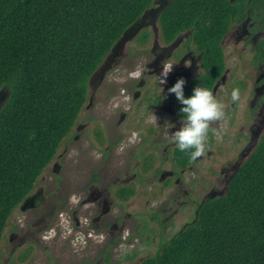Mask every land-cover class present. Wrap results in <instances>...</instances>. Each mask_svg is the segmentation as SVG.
<instances>
[{"label":"trees","instance_id":"obj_1","mask_svg":"<svg viewBox=\"0 0 264 264\" xmlns=\"http://www.w3.org/2000/svg\"><path fill=\"white\" fill-rule=\"evenodd\" d=\"M155 1L0 0V90L11 92L0 112V245L13 211L76 125L92 76ZM262 7L264 0H171L160 20L165 43L193 28L203 53V73L185 85L186 96L197 84L213 93L226 71L224 36ZM180 107L176 99L179 119ZM173 160L180 170L195 161L176 146ZM134 193L122 187L117 196ZM140 264H264V134L228 191L203 201L193 221Z\"/></svg>","mask_w":264,"mask_h":264},{"label":"rangeland","instance_id":"obj_2","mask_svg":"<svg viewBox=\"0 0 264 264\" xmlns=\"http://www.w3.org/2000/svg\"><path fill=\"white\" fill-rule=\"evenodd\" d=\"M262 8H257L247 22L252 32L249 37L239 38L241 29L236 23L223 41L225 82L218 86L214 96L224 105V116L211 122L209 137L213 136V140L208 139L204 154L184 170H180L173 160L176 145L172 133L181 121L166 117L154 103L161 93L159 75L163 68L154 76H144L146 83L133 104L135 110L133 107L125 117H122V111L114 115L108 113L110 98L107 97L111 92L118 94L126 88L130 97L125 101L126 105L133 100L132 92L139 82L129 74L142 69L143 59L148 56L144 49L153 44L151 38L141 44V33L127 42L124 52L128 59L124 58L122 63L107 71L104 81L108 86L96 92L89 82L88 99L76 125L61 143L58 157L49 163L35 184L37 189L44 190L48 200L60 197L66 187L71 195H76L66 208L69 210L64 212L69 222L59 225L61 231L58 233L55 228L47 242L36 246L27 243L18 249L19 240L15 234H19V230L16 227L26 214L19 207L15 208L4 230L0 264H140L143 259L156 255L164 241L192 222L203 201L225 194L232 177L264 134L263 98L255 91V87L264 82V77L262 83L257 82L264 74V61H256L254 51L264 33ZM124 60L128 62L123 63ZM168 61L174 62L165 60L162 65ZM233 89L239 91V100L235 102L231 99ZM77 125L85 126V130L78 131ZM100 131L103 143L100 142ZM134 131L138 137L131 143ZM76 135L80 141H73ZM121 138L126 144L131 143L125 145L127 151L112 146L105 153L106 147L110 146L109 140L120 142ZM141 138L145 141L137 145ZM67 144L68 151L65 150ZM60 154L64 157L61 160L63 173L59 177L52 168ZM122 187L134 188V195L128 200L119 199L117 192ZM83 189L110 201L109 217L115 223L109 227L102 223L105 228L96 231L93 238L84 236L88 235L83 229L86 226L84 218L79 227L75 226L73 217L74 213L81 216L77 193ZM52 224L53 221L50 227ZM66 225L69 227L65 228ZM35 229L27 230L34 232ZM26 247H31L32 253L26 261H21L19 254Z\"/></svg>","mask_w":264,"mask_h":264},{"label":"flooded vegetation","instance_id":"obj_3","mask_svg":"<svg viewBox=\"0 0 264 264\" xmlns=\"http://www.w3.org/2000/svg\"><path fill=\"white\" fill-rule=\"evenodd\" d=\"M170 3L171 0H159L152 7L148 8V11L144 12L140 20L137 22V24L127 33L126 38L118 46H116L111 53L108 54L104 62L100 65L98 70L92 76L90 82L93 84L94 90L96 92L101 87L108 86V84L105 83L104 81L107 71L109 69H112L116 64L122 63L121 60H123L124 58L128 59L124 52L125 51L124 49L126 48L127 45L126 43L131 41L132 39H135L138 33H141V36H139L140 38H142L146 34L149 37L148 40L151 38L152 40L151 42H153L152 47L148 46L147 48L144 49V53L145 54L148 53V56L144 57L143 64L145 65H142V69L139 70L140 76L139 78L136 79L139 82V86H137V88L133 90V92L132 90H130L133 93V97H132L133 100H131L129 105H126L127 102H124V104L122 103L120 105H116L117 101H121L118 99L119 93L117 94L111 92V94L107 97L108 100L110 98L109 100L110 103L109 105H107L109 108L108 110L109 114L114 115L118 111H122L123 112L122 117H125L127 113L132 111L133 107L135 110L136 106L135 105L133 106V104L141 96L142 92L140 89L143 88L146 83L144 76L148 74L149 76H154L155 72H157L159 69L164 67V64L162 65V63L165 62V60L172 59L174 62L171 61L167 62L168 64H173L170 76L168 77L167 82L164 85H161L163 91L155 99L154 103L155 105L161 108L162 112L165 115H167L166 117L178 118L175 109L176 97L174 94L168 93V88H170L178 78L183 77L186 81L185 83L186 85L187 83L191 82L195 78L202 75L203 72L201 73L200 70L203 69L202 66L203 53L198 50L197 45L193 41V34H194L193 28L183 31L182 33H180V35H178L176 39L179 41L175 47H169L170 43L168 44L165 43L164 41L160 20L163 13L169 7ZM249 11L251 12L252 10ZM262 11H263L262 14H264V8H262ZM250 17L251 15H249L248 18H246L245 20L234 22L231 25V27L236 23L237 25H240L239 27L241 29V32L238 33L240 39H246L252 33L250 31V27H248L247 24ZM263 25H264V19H263ZM230 29L228 30L226 35L230 32ZM260 33L262 32H259L258 34ZM226 35L224 36L223 41ZM263 38H264V33L262 38L258 41L257 47H255L254 49L256 61L258 62L264 61V56H262L263 53L261 52V41L263 40ZM197 51L199 53L195 55L194 53H196ZM127 62H128L127 60L126 61L124 60L123 63H127ZM224 76L225 73L223 75L224 78L223 82H225ZM263 77L264 74H262L259 77L257 82L258 83L261 82ZM114 81L115 80H112L111 82L115 83ZM240 85L242 86V84ZM125 91L127 92L126 88ZM255 91L257 92L258 97L263 98V105H264V82L260 85H257L255 87ZM213 95H215V93H213ZM157 100L159 103H157ZM166 122L168 123V120H166ZM77 126H78L77 129L78 131L85 130V126L82 125H77ZM98 133L101 139L100 142L103 143V138H102L103 134L101 133V131ZM133 133H136L137 135V132L134 131ZM78 136L79 135L74 136L73 141L76 139L80 141L79 140L80 137L78 138ZM137 137L138 135L136 136V139L132 140L131 143H134L137 140ZM142 141L144 142L145 140L144 139L142 140L141 138L136 144L137 145L141 144ZM72 142H69L68 144H72ZM108 142L110 146L106 147L105 153L109 152L112 146L117 147L119 150L127 151L128 147H125V145L131 144V143L126 144L127 143L126 140H123L122 138L120 142H118L117 140H109ZM68 144L66 145L65 148L66 151H68L69 149ZM55 157L58 156L56 155ZM63 157L64 156L60 154L59 161H55L52 168L53 172L57 173V176L62 175L63 173V166H62L63 164H61V160L63 159ZM77 195H79L78 205L80 206V208H82L78 210V214H81V216H78L76 213H74L73 217H75L74 220L75 226L78 225L79 227L82 226L81 219L84 218L86 226L83 229L88 234L84 236L93 238L94 233L96 231H99L100 228L102 229L105 228L104 226L101 225L102 223H105V225L108 227L112 223L113 225L115 224L114 222H112V220L109 217L110 201L108 199L102 196H94V193L85 191L84 189L80 190L77 193ZM75 196L76 195H71V191H69L66 187V191H64V194L60 195V197H57L54 200H48L44 190L40 188L37 189L36 187H34L31 193L18 206L21 212L26 214V216H24L26 218L18 221L16 227V229L19 230V234L17 233L15 234V238L19 240L18 249L22 248L27 243H31L34 246H36L41 242L44 241L47 242L50 238H52V233L55 230V228H57V233L61 231L58 229V226L62 225L63 222H69V217L65 216L64 212L69 210L66 208L68 205L72 203V200H74ZM87 204H92V205L89 206ZM86 211H88L87 214ZM52 221L53 224L50 227V223ZM34 227H36L34 232H31V230H27V229H32ZM68 227L69 225L65 226V228ZM61 229H63L62 226ZM24 230L27 231L25 232ZM96 236H100V233H96ZM31 253H32L31 247H26L24 251H22L19 254L20 260L26 261L28 257L31 255Z\"/></svg>","mask_w":264,"mask_h":264},{"label":"clouds","instance_id":"obj_4","mask_svg":"<svg viewBox=\"0 0 264 264\" xmlns=\"http://www.w3.org/2000/svg\"><path fill=\"white\" fill-rule=\"evenodd\" d=\"M173 64H166L163 67V75L171 71ZM165 81L160 80V85ZM183 77L168 88L169 94H174L181 107L180 126L172 133V140L180 152L190 154L195 160L204 154L208 147L209 131L211 122L218 121L224 116V105L213 95L212 91L200 84H197L190 95H185ZM161 93L163 91L160 86ZM233 102L239 100L238 89L231 92Z\"/></svg>","mask_w":264,"mask_h":264},{"label":"water","instance_id":"obj_5","mask_svg":"<svg viewBox=\"0 0 264 264\" xmlns=\"http://www.w3.org/2000/svg\"><path fill=\"white\" fill-rule=\"evenodd\" d=\"M159 0H156V2H158ZM148 11V9L146 10ZM145 11V12H146ZM142 17V16H141ZM140 17V18H141ZM140 18H138L129 28H127V30L123 33L122 37L118 40V42L114 45V47L112 48L111 52L115 49L116 46H118L125 38L127 33L130 31V29H132L137 22L140 20ZM179 40H175L174 42H172L171 44H169V47H175L177 45ZM110 52V53H111ZM224 81V78L222 77L220 79V81L216 84V86L214 87L213 93L216 92L218 86ZM11 92L7 87H4L0 90V112L1 110L4 108V106L6 105V103L8 102L9 98H10Z\"/></svg>","mask_w":264,"mask_h":264},{"label":"built area","instance_id":"obj_6","mask_svg":"<svg viewBox=\"0 0 264 264\" xmlns=\"http://www.w3.org/2000/svg\"><path fill=\"white\" fill-rule=\"evenodd\" d=\"M168 64V63H167ZM170 73H171V71L170 72H168L167 73V75H166V77L163 75V70H162V72L160 73V75H159V80H164L165 82L162 84V85H164L166 82H167V80H168V77L170 76ZM130 77H133V78H139V76H140V74H139V70H136V71H133V72H131L130 74ZM121 94V95H120ZM121 98V99H120ZM118 99L119 100H121V101H117V103H116V105H120V104H124V102L127 100V99H129V96L127 95V92L125 91V89H122L121 90V93H119V97H118ZM136 133H133V136L130 138L131 140H133V139H136Z\"/></svg>","mask_w":264,"mask_h":264}]
</instances>
